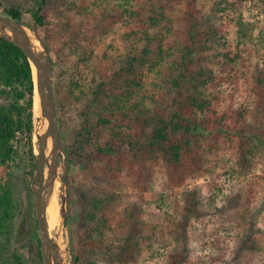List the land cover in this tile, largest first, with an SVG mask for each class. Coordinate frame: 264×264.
I'll return each mask as SVG.
<instances>
[{"label": "rangeland", "instance_id": "374dc122", "mask_svg": "<svg viewBox=\"0 0 264 264\" xmlns=\"http://www.w3.org/2000/svg\"><path fill=\"white\" fill-rule=\"evenodd\" d=\"M51 1L53 9L45 25L39 28L40 39L53 57L61 148L58 156L53 150L46 153L43 169L44 183H58L60 222L57 228H48L58 249L59 263L264 264V141L261 144L252 139L246 149L252 150V156L244 162L237 157V148L232 150L226 144L228 137L221 139V151L216 154L215 140L203 134L202 164L198 166L201 168L188 161L179 174L160 156L146 162L134 159L120 143L116 144L123 151L120 165L116 158L108 156L94 163L89 172L80 166L67 171L64 167L66 153L62 148L73 143L81 130L93 94L111 74L110 68L130 53L150 48L139 70L143 87L129 97L123 95V89L110 91L103 100L106 110L111 114L120 108L130 115L131 108L139 104L140 110L153 114L166 106L181 55L182 39L177 31L183 26L180 18L185 13L184 3ZM39 3L40 0H0V15L11 18L9 10H18L22 23L28 25L33 22ZM164 5L167 9L158 23H149V17L157 16ZM198 8L211 12L215 27L222 30L220 44L216 43L205 54L207 67L217 74L218 60L223 54L241 56L236 70L242 93L232 101L225 84L215 86L212 82L206 92L224 97L221 111L251 107L249 88L253 86L256 69L264 67V0H199ZM140 18L145 19L148 29L141 26ZM98 28L103 33H94ZM146 33L154 41L147 42ZM36 84L37 80L35 97ZM248 121L252 123L251 119ZM41 127L46 132L48 121L42 116L41 106L36 107L35 99L33 146L37 159L30 157L27 136L20 132L12 141L15 153L0 167L1 189L7 190H3L4 197L11 198L9 205H0V219L6 210L11 212L0 226V264H44L36 216L39 143L34 140ZM113 128L101 133L100 143L111 137ZM90 148L94 150L96 144ZM188 192H196L200 205L199 215L191 219L184 218ZM102 198L109 202L107 208L101 203ZM107 212V223L99 225L102 213ZM45 215L47 218L46 211ZM120 254L134 257L121 259Z\"/></svg>", "mask_w": 264, "mask_h": 264}, {"label": "trees", "instance_id": "16d2710c", "mask_svg": "<svg viewBox=\"0 0 264 264\" xmlns=\"http://www.w3.org/2000/svg\"><path fill=\"white\" fill-rule=\"evenodd\" d=\"M169 2L184 3L185 13L180 18L183 26L177 31L178 37L182 39L181 55L176 63L177 77L169 89V95L165 100L166 106L155 110L153 114L147 110H140L139 104L131 108L130 115L121 112L120 108L116 113L111 114L106 110L103 100L110 91L123 89V95L129 97L143 87V76L139 70L142 65L141 60L148 57L150 48L146 47L143 52L130 53L120 64L110 68L111 74H108L107 80L101 82L93 94L92 104L87 108L82 128L76 133L74 142L62 148L66 153L64 166L66 171L70 167L72 169L73 166H80L85 172H89L94 168V163H99L108 156L116 158L118 165L122 164L119 162V156L123 151L118 149L117 143L125 146L127 151L133 154L134 159L138 157L146 162L155 156L164 158L175 174L186 168L188 161L201 168L198 166L202 164L200 149L204 140L201 141L200 137L203 134H209V138L215 140L216 154L221 151L218 145L221 139L228 137L229 142L226 140V144H229L232 150L237 148V157L244 162H248V158L252 156V150L246 152L252 139L263 143L264 67L256 69L253 86L249 88L251 107L239 109L230 107L226 111L219 110L224 97L216 94L208 95L206 90L211 82L215 86L225 84L229 89L230 99L234 101L242 93L241 80L236 70L241 56L232 55L230 52L223 54L218 60L220 71L215 74L214 70L207 67L205 56L213 45L220 44L222 40L220 36L222 30L213 23L215 16L211 12L204 13L199 9V0H169ZM52 9L53 1L40 0L39 8L33 15V22L27 23L39 38V27L45 25ZM166 9L164 5L157 16L149 17L148 22L156 25ZM152 11L156 12L154 9ZM9 17L17 22H23L18 10H9ZM140 23L147 28L145 19L140 18ZM99 32L103 33V29L98 28L94 31L96 34ZM144 39L147 42L154 41L148 33L145 34ZM44 45L50 52L48 46ZM51 59L53 60L52 56ZM0 101H2L0 102V167L5 165L15 153L12 141L20 132L26 134L30 157L36 160L33 146L35 104L33 68L24 52L4 38H0ZM97 107L100 110L94 111ZM99 111L103 113L100 114ZM250 119L252 123H249ZM113 126L111 137L104 144L100 143L101 133ZM93 144H96V148L91 150ZM242 164L247 167L246 163ZM130 167L133 169V164ZM62 180L67 183L66 177ZM1 188L2 186H0V205H9L11 198L4 197L3 190L4 192L7 190ZM196 196V192L186 194L185 219L199 215L200 205ZM104 200L102 198L101 203L107 208L109 202ZM62 215L64 217L63 213ZM10 216V209L6 210L4 217L0 219V226L1 223L5 224ZM101 216L98 224H106L108 212L102 213ZM135 227L137 228V225ZM127 245L131 248L129 243ZM120 256L121 259L134 257L133 254L130 256L120 254Z\"/></svg>", "mask_w": 264, "mask_h": 264}, {"label": "water", "instance_id": "95a60500", "mask_svg": "<svg viewBox=\"0 0 264 264\" xmlns=\"http://www.w3.org/2000/svg\"><path fill=\"white\" fill-rule=\"evenodd\" d=\"M0 24L4 27H8L13 34V38L7 36H1L19 47L33 67L38 70V93L40 97V106L42 116L48 121V129L42 135L39 136V158L37 162L38 172L40 174L39 190L36 193V216L39 225V236L42 246L43 261L44 264H60L59 253L56 245L53 243L48 228V223L45 215V199L48 188L51 187V182L44 183V163L46 161L48 140L52 137L53 140V152L58 156L61 148L60 142V129L57 120L55 95L53 89V65L50 57V53L45 47L41 39L28 27V25L17 22L11 18L0 15ZM26 29L32 31L40 40L45 48V57L41 54L35 53L31 48V41ZM44 60V62H42ZM45 63V66L44 64ZM34 72V70H33ZM58 168V161H54V170Z\"/></svg>", "mask_w": 264, "mask_h": 264}, {"label": "bare ground", "instance_id": "6f19581e", "mask_svg": "<svg viewBox=\"0 0 264 264\" xmlns=\"http://www.w3.org/2000/svg\"><path fill=\"white\" fill-rule=\"evenodd\" d=\"M2 26V27H1ZM31 41V48L32 50L37 53V54H41L45 57L46 53H45V48L42 45V43L40 42V40L38 39V37L29 29H26ZM0 35L1 36H7L9 38H13V34L12 31L8 28V27H4L3 25L0 24ZM42 62H44V60H42ZM45 66V63H43ZM34 70V76H35V80H37L38 78V72H37V68L33 67ZM37 85V84H36ZM38 92V91H37ZM36 92V107H40V100H39V94H37ZM39 111V109H38ZM40 130H41V134H40ZM38 132V135L36 136V138H34V140H36L38 143L40 141L39 136L43 135L45 132V127H41ZM53 150V141H52V137H50V139L48 140V145H47V152ZM49 169L46 171V173H49ZM53 184V183H52ZM51 187L48 188V191L46 193V199H45V211L47 213V223L49 225V227L51 229H55L59 226V222H60V214H59V204H58V199H57V190H58V183H56L55 185H52ZM55 186V187H54Z\"/></svg>", "mask_w": 264, "mask_h": 264}]
</instances>
